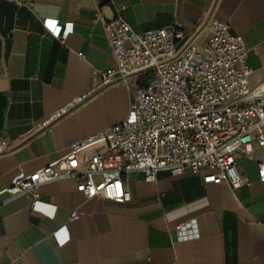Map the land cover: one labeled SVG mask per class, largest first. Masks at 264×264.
I'll return each instance as SVG.
<instances>
[{
    "label": "crops",
    "instance_id": "obj_1",
    "mask_svg": "<svg viewBox=\"0 0 264 264\" xmlns=\"http://www.w3.org/2000/svg\"><path fill=\"white\" fill-rule=\"evenodd\" d=\"M31 1L0 0V138L7 140L0 187L127 118V85L95 88L116 67L104 25L93 21L97 9L112 17L122 7L139 33L175 22L184 30L209 18L226 22L245 38L251 85L264 79V0ZM69 104L67 114L46 122ZM239 168L252 183L238 189L206 181L205 170L160 171L153 182L133 172L125 176L132 192L125 203L88 198L70 177L41 185L36 208L25 194L5 195L0 264H264V183L255 160L243 157ZM189 223L197 236L181 239L178 226Z\"/></svg>",
    "mask_w": 264,
    "mask_h": 264
},
{
    "label": "built area",
    "instance_id": "obj_2",
    "mask_svg": "<svg viewBox=\"0 0 264 264\" xmlns=\"http://www.w3.org/2000/svg\"><path fill=\"white\" fill-rule=\"evenodd\" d=\"M10 1L33 5L31 0ZM122 9L115 6L112 17L95 11L93 21L103 23L116 59V67L102 72L95 88L127 85V118L73 142L64 156L36 171L18 170L9 185L0 187V202L5 195L25 194L36 208L41 185L70 177L88 198L125 203L132 199L125 176L133 172L153 182L160 171L176 175L205 170L206 181H226L238 189L252 183L240 171L243 157L256 161L264 183V159L257 154L264 149V79L250 83L253 70L244 36L215 18L192 30L175 22L139 33ZM69 107L46 122L64 116ZM6 145L0 138V148ZM77 216L74 210L71 219ZM197 233L194 223L178 226L181 239Z\"/></svg>",
    "mask_w": 264,
    "mask_h": 264
},
{
    "label": "rangeland",
    "instance_id": "obj_3",
    "mask_svg": "<svg viewBox=\"0 0 264 264\" xmlns=\"http://www.w3.org/2000/svg\"><path fill=\"white\" fill-rule=\"evenodd\" d=\"M257 154H262V159H264V149H258Z\"/></svg>",
    "mask_w": 264,
    "mask_h": 264
}]
</instances>
